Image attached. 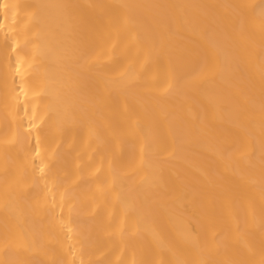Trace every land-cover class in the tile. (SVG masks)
<instances>
[{
    "label": "bare ground",
    "instance_id": "1",
    "mask_svg": "<svg viewBox=\"0 0 264 264\" xmlns=\"http://www.w3.org/2000/svg\"><path fill=\"white\" fill-rule=\"evenodd\" d=\"M0 264H264V0H0Z\"/></svg>",
    "mask_w": 264,
    "mask_h": 264
}]
</instances>
